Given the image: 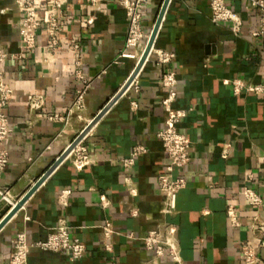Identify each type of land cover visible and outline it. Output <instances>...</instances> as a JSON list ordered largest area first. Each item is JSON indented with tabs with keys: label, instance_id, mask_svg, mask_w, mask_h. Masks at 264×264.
Masks as SVG:
<instances>
[{
	"label": "crops",
	"instance_id": "0c3cea01",
	"mask_svg": "<svg viewBox=\"0 0 264 264\" xmlns=\"http://www.w3.org/2000/svg\"><path fill=\"white\" fill-rule=\"evenodd\" d=\"M162 2L150 0L142 8L145 33L152 30ZM209 3L170 0L138 74L81 141L90 164L76 168L68 156L51 172L0 229V264L7 263L18 233L29 242L42 240L60 218L70 237L86 245L85 257L70 261L67 253L32 249L28 264H176L169 257L156 258L141 241L163 223L173 229L180 264H244L243 246L253 248L256 264H264V206L253 210L242 194L251 188L264 198V93L235 95L231 85L239 79L264 87V36H252L262 15L246 10V0H226L242 20L240 32L233 34L229 23L211 21ZM36 5L43 13L47 0ZM90 17L93 23L87 25ZM19 18L12 0H0V49L10 55L20 51ZM60 22L63 31L54 54L43 49L40 29L31 52L0 64L12 89L6 108L11 132L4 142L8 164L0 192H8L14 203L116 95L140 57L141 44L125 46L128 25L119 0L94 6L89 0H69ZM156 50L173 59L159 64ZM77 71L88 81L82 108L76 106L84 88ZM170 72L176 76L171 109L190 110L178 130L191 152L188 164L176 172L186 186L177 194L175 212L163 216L157 176L166 157L157 133L167 116L162 102L168 90L160 81ZM32 95L43 99L38 110L29 109ZM137 146L146 152L125 163ZM67 190L70 194L60 201ZM228 206L234 207L239 227L230 225ZM10 209L0 197V221ZM254 218L261 229L251 228ZM107 222L113 230L110 240L103 237Z\"/></svg>",
	"mask_w": 264,
	"mask_h": 264
},
{
	"label": "built area",
	"instance_id": "2783aa9c",
	"mask_svg": "<svg viewBox=\"0 0 264 264\" xmlns=\"http://www.w3.org/2000/svg\"><path fill=\"white\" fill-rule=\"evenodd\" d=\"M91 5H96L101 0H89ZM150 0H119L121 8L126 15L128 25L126 36V48H136L144 42L145 32L142 30V8ZM246 10H257L261 13V19L258 28L252 33L253 37L264 36V0H246ZM19 14L18 36L20 51L18 54L10 55L6 50L0 49V64L4 63L10 56L15 59H22L23 56L31 52L36 46V37L38 31L43 29L45 32L43 49L47 53L54 54L59 46V35L63 31L60 19L65 14V6L69 0H47V7L43 13H40L36 5V0H12ZM210 19L213 23H229L233 34H238L242 27V20L239 15L226 4V0H210L209 3ZM93 23V18L86 20L87 25ZM74 50L78 48L77 44L72 46ZM158 63L166 65L173 59V54L156 50ZM122 57H134L126 53ZM76 77L84 82V88L76 99V106L82 108L81 101L88 87V81L83 79L79 71L75 73ZM160 85L168 90L166 99L162 104L167 113L163 128L157 133L163 147L166 157L162 171L157 176L158 188L163 197L162 209L160 213L163 216L171 215L176 209L177 194L185 188L186 180L182 175L176 172L183 169L190 160L191 144L187 137L178 130V125L184 119L190 110H173L170 103L174 101L176 92V76L174 73L163 74ZM232 90L235 95L241 92L259 95L264 93V87L260 85L250 86L242 80L234 79L231 81ZM12 98V89L6 84L4 75L0 71V178L8 164V152L4 148V142L11 132V127L6 114V108ZM43 99L40 96H30L28 106L31 110H38L42 107ZM55 118V117H54ZM52 119V118H51ZM143 147H134L130 153V158L125 163L131 164L132 159L145 153ZM74 167L82 168L90 164V158L87 149L80 143L68 155ZM251 178V176L249 177ZM70 192L64 191L60 196V201H64ZM248 206L253 210H258L264 206V198L251 188H246L242 192ZM2 200L11 205L15 204L9 197L8 192H0ZM227 218L230 225L239 227L240 223L233 206L227 208ZM132 213V216H135ZM257 224L256 218L251 225L253 229H261ZM103 237L110 240L113 230L110 223H105L102 227ZM141 241L146 250L153 253L156 258L169 257L174 263L180 264L181 257L179 247L173 236L172 227L166 223L156 226L148 231ZM37 249L40 252L62 254L67 253L70 261H79L86 255V245L77 238H71L69 227L65 219L60 218L50 233L42 239L35 242H29L24 233H18L12 241V251L6 264H28L30 250ZM105 251L111 250L110 244L104 245ZM240 255L244 264H256L257 257L253 248L243 246L240 248Z\"/></svg>",
	"mask_w": 264,
	"mask_h": 264
},
{
	"label": "water",
	"instance_id": "95a60500",
	"mask_svg": "<svg viewBox=\"0 0 264 264\" xmlns=\"http://www.w3.org/2000/svg\"><path fill=\"white\" fill-rule=\"evenodd\" d=\"M170 0H163L153 28L151 30L150 36L146 43V46L139 58L134 70L131 75L121 87V89L116 93V95L108 101L103 109L88 123V125L82 130V132L68 145L64 152L56 159V161L38 178L34 185L11 207L9 212L0 221V229L12 218V216L24 205L28 198L36 191V189L44 182V180L51 174V172L71 153L75 146L82 141V139L87 135V133L94 127V125L99 121V119L108 111V109L116 102V100L125 92L128 86L132 83L139 70L143 66L144 62L148 58L151 50L153 49L156 36L158 34L160 25L162 23L164 14L168 7Z\"/></svg>",
	"mask_w": 264,
	"mask_h": 264
},
{
	"label": "bare ground",
	"instance_id": "6f19581e",
	"mask_svg": "<svg viewBox=\"0 0 264 264\" xmlns=\"http://www.w3.org/2000/svg\"><path fill=\"white\" fill-rule=\"evenodd\" d=\"M150 33H151V30H150L148 33H145V39H144V42H143L142 45H141L140 57H141V54H142V52H143V50H144V48H145V46H146V43H147L148 38H149V36H150ZM140 57H139V58H140ZM139 58H138V60H139Z\"/></svg>",
	"mask_w": 264,
	"mask_h": 264
}]
</instances>
